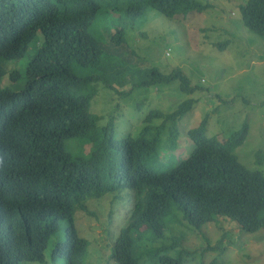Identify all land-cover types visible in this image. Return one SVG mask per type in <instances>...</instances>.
Here are the masks:
<instances>
[{
  "label": "trees",
  "instance_id": "obj_1",
  "mask_svg": "<svg viewBox=\"0 0 264 264\" xmlns=\"http://www.w3.org/2000/svg\"><path fill=\"white\" fill-rule=\"evenodd\" d=\"M208 7L200 0H0V62L22 57L36 33L43 36L26 68L25 85L15 91L0 88V264L42 262L62 222L67 223L65 239L55 242L51 257L83 264L87 241L75 229V211L90 214L88 198L125 189L144 194V202L137 203L119 233L110 256L114 264H140L132 234L144 228L153 238H162L172 205L196 229L223 216L244 231L264 233V175L246 168L234 154L246 139V122L220 140L206 137V116L187 132L194 145L190 155L156 172L146 162L155 157L162 133L171 152L178 148L177 123L194 100H183L169 112L151 109L136 136L120 138L115 137L113 115L102 126L101 117L90 112L97 84L117 91L110 78L116 77L115 84L123 87L122 73L138 68L126 42L127 25L149 8L172 19ZM100 10L109 13L102 27L96 21ZM239 11L248 30L264 35V0H248ZM111 15L115 20L109 25ZM74 66L90 68L91 73L77 75ZM3 73L0 66V77ZM145 77L140 85L178 80L187 94L196 88L187 86L188 78L179 69L163 74L151 67ZM140 85L117 93L129 95ZM69 138L84 139L88 152L82 157L67 152L64 141ZM177 244L174 239L144 253L158 256ZM189 255L181 249L158 260L184 264Z\"/></svg>",
  "mask_w": 264,
  "mask_h": 264
},
{
  "label": "rangeland",
  "instance_id": "obj_2",
  "mask_svg": "<svg viewBox=\"0 0 264 264\" xmlns=\"http://www.w3.org/2000/svg\"><path fill=\"white\" fill-rule=\"evenodd\" d=\"M200 1L209 7L175 19L149 8L133 25H127L126 42L133 50L132 58L138 68L122 73L121 78L126 81L123 87L115 84L116 77L110 78L111 87L126 92L132 85H140L151 67H157L163 74L179 69L188 78L187 86H195V90L187 94L179 89V81L175 80L163 85H140L129 95L121 96L97 84L90 112L101 117L99 125L102 126L113 115L116 138L127 133L136 136L151 109L169 112L181 101L191 98L194 100L192 109L177 123L178 148L171 152L167 148L166 134L162 133L157 153L146 162L147 167L162 172L185 160L194 147L187 132L207 116L204 130L207 138L224 140L243 122L248 124L246 139L234 149V154L246 168L264 175V35L243 25L239 7L248 0ZM108 14L107 10L97 12L98 26L107 25ZM113 20L115 17L111 15L109 25ZM96 36L101 38L99 33ZM42 42L43 36L37 32L22 57L1 60L4 73L0 77V88L15 91L25 85L26 68ZM73 70L77 75L91 73L90 68L74 66ZM64 148L73 156L82 157L90 146L84 139L69 138L64 141ZM138 202H144V194L125 189L88 198L90 214L75 211V229L87 241L83 264H114L110 256L115 242ZM165 222L162 238H153L144 228L132 234L140 264H162L159 256H175L181 249L191 254L184 264H209L212 260L215 264H264L262 231H244L235 221L223 216H215L213 221L196 229L183 219L175 205ZM66 225L60 223L58 232L49 239L42 262L23 261L21 264H65L63 257H51V249L56 241L65 239ZM174 239H178L179 245L173 250L158 256L144 253L145 249L170 244ZM219 242L221 249H214Z\"/></svg>",
  "mask_w": 264,
  "mask_h": 264
},
{
  "label": "clouds",
  "instance_id": "obj_3",
  "mask_svg": "<svg viewBox=\"0 0 264 264\" xmlns=\"http://www.w3.org/2000/svg\"><path fill=\"white\" fill-rule=\"evenodd\" d=\"M3 163H4V161H3V157H0V166H2Z\"/></svg>",
  "mask_w": 264,
  "mask_h": 264
}]
</instances>
